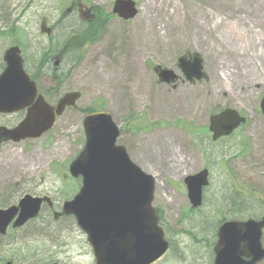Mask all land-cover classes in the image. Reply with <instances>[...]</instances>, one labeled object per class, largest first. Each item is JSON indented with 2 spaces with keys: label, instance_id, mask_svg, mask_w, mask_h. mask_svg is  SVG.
I'll return each mask as SVG.
<instances>
[{
  "label": "rangeland",
  "instance_id": "374dc122",
  "mask_svg": "<svg viewBox=\"0 0 264 264\" xmlns=\"http://www.w3.org/2000/svg\"><path fill=\"white\" fill-rule=\"evenodd\" d=\"M67 1L0 0V72L4 51L11 46L5 32L15 26L24 31L25 70L35 75L46 101L54 104L72 92L81 95L76 107L40 139L0 144V193L9 182L32 180L37 183L34 193L49 195L59 212L80 186L68 177L67 167L84 145L82 119L89 110L104 109L121 129L118 144L155 179L153 205L163 225L174 231L170 239L178 242L184 264H208L207 244L215 240L221 219H231L223 207L236 198L234 183L257 184L264 196V174L254 156L256 148H264L259 112L264 0H132L138 16L128 23L111 20L79 62L76 51L64 49L68 28H76L71 18L61 20ZM87 1L110 13L114 0ZM42 20L53 28L50 38L39 33ZM45 52L54 54L50 62L41 58ZM185 54L202 59L205 80L184 82L176 61ZM57 57L62 59L54 66ZM153 66L173 70L181 81L174 87L159 84ZM225 109L238 112L247 123L214 143L208 120ZM20 117L0 116V127L10 129ZM202 169L211 173L209 185L199 210L189 213L182 182ZM16 237L18 241L0 239V264H94L73 218L54 221L50 215L46 220L41 212ZM262 241L264 247V234Z\"/></svg>",
  "mask_w": 264,
  "mask_h": 264
},
{
  "label": "water",
  "instance_id": "95a60500",
  "mask_svg": "<svg viewBox=\"0 0 264 264\" xmlns=\"http://www.w3.org/2000/svg\"><path fill=\"white\" fill-rule=\"evenodd\" d=\"M113 15L123 21L132 20L137 15L136 5L132 0H116ZM40 32L51 33L45 23L41 24ZM3 62L0 114L24 111L25 116L14 129L0 128V143L39 139L53 127L56 117L75 107L80 94H65L55 106H50L38 95L35 83L26 74L18 47H9L4 52ZM179 68L188 81H199L204 77L202 61L197 56L189 63L179 60ZM159 78L166 84L177 79L170 70H162ZM260 110L264 115V97ZM209 122L212 140H216L230 135L244 119L227 109L211 117ZM82 129L83 149L68 168L72 178H81V188L71 202L63 203L62 213L73 216L79 229L86 234L95 264L156 263L167 253L168 242L157 225L158 218L152 207L155 180L129 159L123 147L116 145L119 130L108 113L86 115ZM206 179L207 171L204 170L184 181L194 208L201 203ZM42 202L50 204L47 199L24 197L18 207L0 209V236L5 235L15 217L13 228H20L34 219ZM263 228L264 218L259 222L222 224L217 232L213 264H245L242 257L251 258L246 264L262 261L264 251L260 237Z\"/></svg>",
  "mask_w": 264,
  "mask_h": 264
},
{
  "label": "flooded vegetation",
  "instance_id": "af4514ba",
  "mask_svg": "<svg viewBox=\"0 0 264 264\" xmlns=\"http://www.w3.org/2000/svg\"><path fill=\"white\" fill-rule=\"evenodd\" d=\"M66 7H67L66 11L61 14L62 20H64V22H65L69 18H71L73 21V25L78 26L77 30H74L73 28H68L67 34H71L74 31H77V32L83 31L81 34H84L88 30H90V31L94 30V32L97 34V36L95 37L97 39L96 42H98V40L101 38L103 30H104L101 27L102 23L106 20L105 26H107L111 20H113V19L118 20L113 15L112 5L110 7V9H111L110 13L104 12L100 7L94 5L92 2H89L87 0H68L66 2ZM121 22H123V21H121ZM123 23H126V22H123ZM98 32H99V34H98ZM80 38H82V37L80 36ZM84 46H85V44L82 43V47H84ZM67 47L69 50V43L67 44ZM195 55L196 54H191V55L185 54V55L179 57L176 61V66L178 67L180 58H183L185 63H189V62H192V59L194 58ZM157 67L158 66H153L151 68L153 73L155 74V76L158 75L156 72ZM192 84H195V83H192ZM260 102H261V100H260ZM260 102H259V112H260V115L264 119V115L262 114V112L260 110ZM50 104H52V103H50ZM54 104H52V105H54ZM20 116H21L20 117L21 119L19 120V122L22 120L24 114L21 113ZM242 117L245 120V122H244V125H245L247 123L246 118L244 116H242ZM254 156L256 158L255 165L257 166V170L262 175V174H264V148H256ZM261 169H262V173H261ZM207 171L209 172L208 169H207ZM210 174L211 173L209 172V178H210ZM31 181L32 180H30V182H24L22 184L18 183V182H9V185L4 189V192L0 193V196L2 195L0 197V209H7L10 207H15L18 204V202L24 196H31V197H37V198L38 197H49L50 199H52L49 195L35 194L34 190L37 187V183H35L34 181L31 182ZM244 183H245L244 186H241L240 184L234 183V185L237 187L236 190H238L236 192L233 189L235 191L234 194H235L236 198H235V200L230 199L228 202H226V205L223 208H225L227 214H230V217H231V219L233 218V221H243L240 218L247 217L248 219H251L255 222H259L264 218V196H263V193L261 192L259 185L255 184L254 187L247 186L246 180L244 181ZM246 192L249 195H252L253 198L247 197ZM18 197H19V199H18ZM202 198H204L203 195H202ZM14 199H18V200L15 201ZM187 201H188V199H187ZM223 201H225V200H223ZM202 202H203V199H202ZM260 204L263 206H261ZM188 205H189V209H187V211L189 213H191L192 211H197L201 207L200 206V207H198V209H193L191 207L189 201H188ZM157 211H158L157 213H158V217H159V221H160L159 226L162 228L163 233H164V237L168 242V252L156 264H184L185 256L183 257L182 252L179 249V247L175 246L176 244H178V242L173 240V239H170V238H172V233L174 231L170 230L165 225H163L164 222L162 221L161 213L159 210H157ZM40 212H44L45 219L47 220L48 217L53 214V207H50L47 204H43L41 206ZM40 212H39V214H40ZM233 216H237L238 218H235ZM61 217H64V216L61 215ZM67 218H70V217H67ZM231 219L225 218V220L220 222L219 225H221L225 221H229ZM34 220H36V219H34ZM34 220L26 223V225L24 227L31 224ZM24 227L13 228L12 224H11L7 228L5 235L0 236V239L9 238L12 240L14 238L13 240L18 241L19 238L16 237V235ZM261 231L262 232H261V237H260V243H261L262 249L264 250L263 243H262L263 242L262 240H263L264 228ZM216 243H217V231L215 233V240H212L211 243L207 244L208 249H209V253H208L209 255L207 257V261H208V259H210V262L208 264H213V261L215 259L214 248H215ZM167 259H168V261L166 262ZM242 260L246 264L247 262H249L251 260V258L248 259V258L242 257ZM207 261H206V263H207ZM263 261H264V259L262 261L254 263V264H262ZM5 264H13V262L8 261Z\"/></svg>",
  "mask_w": 264,
  "mask_h": 264
},
{
  "label": "trees",
  "instance_id": "16d2710c",
  "mask_svg": "<svg viewBox=\"0 0 264 264\" xmlns=\"http://www.w3.org/2000/svg\"><path fill=\"white\" fill-rule=\"evenodd\" d=\"M106 24V20L102 23V28L103 26H105ZM6 37H8V39L10 40L12 45H17L20 47V45H23V36H24V31L21 28L12 26L11 28H9L6 32ZM99 34V32H98ZM80 36L82 38H80ZM79 37L73 39L72 41H75L76 43L72 44V49L75 48L77 45H82V43H84L85 41H91L93 37H96L97 34L94 32V30L90 31H86L84 34H80ZM71 41V42H72ZM74 51L78 52V49H75ZM53 54L51 52H45L42 54L41 58H44V60H46L47 62H50L52 60V56ZM79 60V58H78ZM31 78L33 80H35V75H32ZM93 110H89L88 112H92Z\"/></svg>",
  "mask_w": 264,
  "mask_h": 264
}]
</instances>
